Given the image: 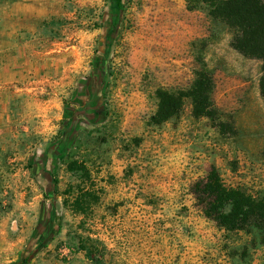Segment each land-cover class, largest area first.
I'll return each instance as SVG.
<instances>
[{
  "label": "rangeland",
  "instance_id": "374dc122",
  "mask_svg": "<svg viewBox=\"0 0 264 264\" xmlns=\"http://www.w3.org/2000/svg\"><path fill=\"white\" fill-rule=\"evenodd\" d=\"M107 9L108 0H0V264L19 259L51 208L28 264H92L76 235L100 241L101 264H264L254 233L217 227L191 192L214 166L224 184L264 194V162L250 155L264 160L261 61L233 50L228 27L204 7L124 0L92 104ZM202 64L234 134L193 117L189 98L177 116L151 119L156 90L187 89ZM74 159L87 180L68 169ZM78 186L96 194L84 214L70 207Z\"/></svg>",
  "mask_w": 264,
  "mask_h": 264
},
{
  "label": "trees",
  "instance_id": "16d2710c",
  "mask_svg": "<svg viewBox=\"0 0 264 264\" xmlns=\"http://www.w3.org/2000/svg\"><path fill=\"white\" fill-rule=\"evenodd\" d=\"M185 2L189 9L204 7L210 17L222 21L231 33L230 46L233 50L246 58L261 61L258 89L264 105V0H185ZM123 9L124 0H108L107 20L102 40V53L105 57H95L92 70L95 78L92 104L95 105L97 96L102 97L106 88L108 74L106 57L116 38ZM213 87L212 73L202 64L201 69L194 72V78L187 89L172 91L165 88L157 89L155 92L157 106L151 116L152 121L160 123L177 116L182 110L184 99L189 98L193 117L207 118L220 134H234L236 130L233 124L223 120L222 113L213 105L210 98ZM84 104L91 109L89 102ZM67 166L70 170L79 171L80 179L89 178L84 164L76 159L69 161ZM191 192L204 217L212 220L217 227L227 232L254 233L258 242L264 245V195H254L241 187L224 184L214 166L210 167L203 178L193 183ZM44 195L49 197L52 206V202L56 199L53 181L49 182ZM95 201L96 194L92 188L78 186L70 201V207L73 211L84 214ZM48 214L19 259L11 264H28L44 246L54 218L52 208L49 209ZM76 238L75 248L83 250L92 264L103 262L102 256L95 254L96 243L100 242L98 239L81 235H76Z\"/></svg>",
  "mask_w": 264,
  "mask_h": 264
},
{
  "label": "crops",
  "instance_id": "0c3cea01",
  "mask_svg": "<svg viewBox=\"0 0 264 264\" xmlns=\"http://www.w3.org/2000/svg\"><path fill=\"white\" fill-rule=\"evenodd\" d=\"M257 94H258V96H259V97H258V100H259V106H262V108H263V110H264V105H263L262 98H261V96H260V94H259V90L257 91ZM262 143H264V142H262ZM262 146H264V144H263ZM258 151H259V149H258ZM258 151H257V152H258ZM257 152H251V151H250V155H253L255 158L257 157L258 159L260 158V159H261V162H264L262 156H260V155L257 156V155H256ZM260 164H261V163H260ZM263 164H264V163H263ZM263 195H264V194H263Z\"/></svg>",
  "mask_w": 264,
  "mask_h": 264
},
{
  "label": "flooded vegetation",
  "instance_id": "af4514ba",
  "mask_svg": "<svg viewBox=\"0 0 264 264\" xmlns=\"http://www.w3.org/2000/svg\"><path fill=\"white\" fill-rule=\"evenodd\" d=\"M91 94V93H88V95Z\"/></svg>",
  "mask_w": 264,
  "mask_h": 264
}]
</instances>
